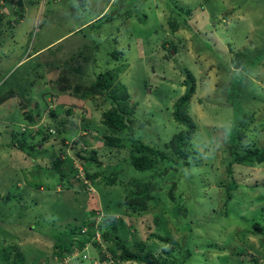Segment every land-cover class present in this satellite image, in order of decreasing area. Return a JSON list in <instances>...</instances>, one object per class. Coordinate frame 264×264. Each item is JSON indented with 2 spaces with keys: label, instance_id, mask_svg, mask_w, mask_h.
Segmentation results:
<instances>
[{
  "label": "rangeland",
  "instance_id": "rangeland-1",
  "mask_svg": "<svg viewBox=\"0 0 264 264\" xmlns=\"http://www.w3.org/2000/svg\"><path fill=\"white\" fill-rule=\"evenodd\" d=\"M46 1L43 17L24 33L26 44L24 35L12 42V25L1 24L0 59L1 54L8 56L2 66L13 73L18 69L13 67L15 55L22 52L21 57L66 36L45 55L18 69L22 73L29 63L28 77H43L33 79L34 86L44 83L50 89L17 91V108L12 105L10 111L0 113V264H17V254L25 264H106L96 263L100 247L92 244V238L98 240L99 235L100 242H105L101 233L104 221L110 219L116 221L117 233L131 250L141 255L150 250L161 264H178L187 247L193 255L184 264H254L253 252L260 253L263 261L258 262L264 264V230L253 228L255 222L264 227V162L234 164L235 178L243 176L246 183L227 187L232 159L227 132L235 121L236 105L240 112L253 115V120L248 123L250 119L243 116L248 129L235 149L244 150L250 142L264 147V0H115L107 16L80 29L74 28L98 13L106 0ZM120 1L124 4L115 11ZM114 12L117 16L112 17ZM27 24L21 23V29ZM164 41L170 43L164 46ZM61 50L66 53L62 58L69 57L71 63L60 70L52 61ZM116 51L118 57L113 55ZM236 51L256 57L247 63L250 69L236 67L244 60L234 55ZM95 53L96 66L116 69L118 81L126 87L125 95H112L126 96L122 105L131 110L130 127L105 125L104 113L112 109V103L101 92L94 89L98 93L82 97L96 78L90 55ZM77 64L82 65L81 72L74 70ZM184 68L195 81L184 109L196 124L191 146L197 158L188 167L167 161L174 155L171 139L184 129L172 116L174 103L187 87ZM59 77L64 79L63 88L66 82L80 87L74 92L78 99L72 96L69 103L71 92L64 89L52 95L51 90L60 87ZM20 78L27 80L22 74ZM29 100L37 103L34 109L24 105ZM62 102L75 105L70 108L75 112L61 133L43 140L54 128L46 123L50 109L59 108L58 118L68 117L64 110L69 106L61 108ZM30 110L37 112L42 125L35 124L33 130L39 129L38 133L24 141L34 148L28 154L14 142L9 145V139L22 130L23 113ZM8 115V121L17 120L16 126H5ZM106 135L117 138V145L103 144ZM138 141L167 158L161 161L156 155L152 168L134 169L131 152ZM90 147L96 150L94 160L83 163L76 153ZM56 155L63 160L60 168L53 164ZM86 174L90 179L83 186ZM148 180L155 184L156 203L134 213L124 199L129 196L133 203L139 202L138 182ZM69 242L74 249L67 253L62 245ZM139 243H144L142 250ZM256 245L260 248L255 250ZM80 251L87 254L85 258ZM113 264L146 263L114 259Z\"/></svg>",
  "mask_w": 264,
  "mask_h": 264
},
{
  "label": "trees",
  "instance_id": "trees-1",
  "mask_svg": "<svg viewBox=\"0 0 264 264\" xmlns=\"http://www.w3.org/2000/svg\"><path fill=\"white\" fill-rule=\"evenodd\" d=\"M123 4H124L123 1H120L118 4H116L115 9H117V10H115V11H118L119 7L122 6ZM2 5H3V2H0V30H1L2 20H3L2 8H1ZM131 5L137 6L136 4H130V6ZM137 10H139V9H137ZM186 11L188 12V10H186ZM126 13L128 16H131V14H130L131 12H130L129 8L126 9ZM103 15L107 16L106 13ZM114 16H117V15H114ZM175 28H176V26H174V24H173V26H172L173 32L175 31ZM163 43H164V46H166L165 44L170 43V42L164 41ZM163 43H162V45H163ZM69 49H71V46ZM83 49H84V46H83ZM63 51L64 50H61V54L56 56L57 58L54 57V60L52 61L53 63L57 64L56 67L59 68L60 70H61V65H69V63H71L69 57L68 58H65V57L62 58V55H66L65 52L63 54ZM117 54L119 55L120 52L116 51L113 53V55L115 57L117 56ZM90 55H92V64L91 65H92V69H93V72L95 73L94 75L96 76V78H95V81L91 84L92 89L85 90L82 97L84 99H87V98L92 97L93 94L101 92L102 95L106 99H110L111 103H112V109L109 111H106L104 113L106 116L105 120H104L105 125L112 127V128H115V129H124L126 127H130L131 126V124H130L131 120L129 117V113H131V110L129 111V108H126L122 105V102L124 100H126V96L116 97V96L112 95L114 92L115 93L120 92L119 94L125 95V93H126L125 85L118 81V74H117L116 69L115 70H109V69L102 70L100 66L99 67L96 66V63L98 62L96 53L90 54ZM234 55L238 58H244V60L242 59L240 64H239V62L236 64V65H239L236 67H239V68L245 69V70L250 69V67L247 65V63H251L253 60L256 59V57L254 55L250 54V56H247V54L243 51H236ZM71 59H73V58H71ZM61 62H62V64H61ZM233 63H235V62H233ZM81 66H82L81 64H79V65L77 64L74 67V70L79 69V71H80ZM241 69H239V71H241ZM48 71H50V70H48ZM183 73L186 76L185 83H186L187 87H186L185 93H183L178 98V100L174 103L172 116L177 122H179L180 124H182L184 126V129L181 132L177 133L171 139V145L173 146L172 147V154H174L173 157L167 158L165 153L157 152L154 148L143 144L141 141H138V145L135 146V148H134L135 151L131 152L130 163L134 167V169H137L139 171H144V170L152 168L154 163L157 161V160H155L156 155L161 158V161H163L164 159L167 158L168 159L167 161L172 162V164H170V165L176 164V165L181 166V167H183V166L188 167L190 160H196L197 156L194 155V153H193L194 151H192L193 148L191 146V139L195 133L196 124L191 119V116L188 113H186V111L184 112L185 107L188 105L189 100L191 99V96L193 95V93L195 91V81H194V75L192 74V72L190 70L184 68ZM64 78L69 79L67 77H64ZM62 80H64V79H62L61 77L58 78L57 82L59 83L60 87L58 89L51 90L52 95L55 96L56 93H58V94L61 93V89H64L66 91H69V93L71 92L70 96H69L70 97L69 103H71L73 101L72 96H75L76 99H78L79 96H76L74 94V92H79L80 87L78 85L72 86V84H71L72 82L71 83L66 82L67 86H65L63 88V87H61V81ZM114 81L117 83L116 87H114ZM70 86L73 87V89H70L71 88ZM3 87L4 86L0 87V104L2 102H4L7 98L11 97V95H12V91L10 89L6 90V89H3ZM94 89L98 92L93 91ZM71 90H73V91H71ZM232 90L234 92L235 89L232 88ZM50 96H51V93H50ZM29 101H30L29 103L25 102L24 105L30 107L29 109H34L33 107H36L37 103H35L31 100H29ZM65 104L68 105L66 102H64V103L62 102V104H60L61 108H63ZM79 105H81V104H79ZM68 106L69 107H66L64 110V113H66L68 115L67 118H58L57 112H59V110H58L59 108L58 109L55 108V109H57L55 112H53V110H55L54 108H53V110L50 109L48 111V116L50 114L51 118H50V120L48 119V121L46 123H48L50 126H53L54 128L52 127L53 128L52 130L49 129V131L42 136L43 140H47L49 137L53 136L56 132L57 133L62 132L63 124L66 121H70L69 116L71 115L72 112H75L74 110L73 111L70 110V108L74 107L75 105H68ZM235 111H236L235 112V121L234 122L232 121V127L228 128V132H227L228 139L231 143L230 155L232 157V159L228 162V167H227L228 174L231 178L230 182L227 183V187H229V188H231V187L235 188L240 183H246L243 176H239L238 178H235L236 174H235V172H233L234 164L235 165L236 164H244L246 166H251V165H254L255 163L264 162V147L257 146L253 142H250V143H252L251 146L249 145L250 143L248 145H246V148L244 150L240 151V150L235 149L236 144L239 143L240 139L246 135L247 129H248L247 124L242 120L243 116H247L250 119L248 121V123H250V121L253 120V115H251V114L248 115V113L244 112V111H243V113L240 112L239 106H237V105L235 107ZM56 115H57L58 121L55 120ZM61 117H63V116H61ZM12 124L13 123H11L8 126H12ZM35 124H37L38 127H40L42 125V121H41L40 117L37 116V112H34V110L24 111L23 119H22L21 124H20L21 126H24V127L19 132L16 131L13 134H11V137H10L11 139H9L10 140L9 145H13V142H14L16 148H18L22 152L29 154L34 148H33V146H29V144H26L24 141L27 140V137L33 138V137H35L36 133H38L39 129L33 130V126H35ZM138 130L139 129H137V132L139 133ZM6 131H9V129H6ZM61 140H62V142L64 141L63 138ZM103 144H106L109 146L117 145V138H115L113 136L106 135L105 139L103 141ZM134 152H136L137 154H135ZM86 153H88V155ZM94 154H96V150L93 149L92 147L88 148V150L80 149L76 153V155L80 159H82L83 163L90 162L91 160H94ZM62 163H63L62 158L58 157L56 155L55 159L53 160L54 167L60 168ZM83 179H84L83 186H87V183L85 182V180L90 179V175L86 174ZM138 184H139L138 185L139 190L137 191V193H138L137 195L140 196L139 202L133 203L129 196H126V198L124 199V203H126L127 207L134 213H140V212L147 210L151 204L155 205L154 203H156L155 200L157 199V194L155 191V184L151 180L142 181V183L138 182ZM81 186H82V184H81ZM228 195H230V194H228ZM92 212H94V210ZM104 223H105L104 224L105 228L101 233V240H104L105 242L101 241V243L104 244L105 248H107V250L109 252H111L114 259L119 260V261L133 260V261H138V262H144L146 264H161L159 258L156 257L150 250L146 251V253H144V255H141L139 252L131 250L130 247L127 245L126 241L124 239H122L119 236V234L117 233L116 221L114 219L104 221ZM185 224L188 225L189 222H187ZM253 226H254L253 227L254 231L259 230V232H262V230H264V227L260 228V224L257 222L253 223ZM78 232H79V230H78ZM89 233H90V231H89ZM92 244L96 247H100L99 246L100 244L96 241V239L93 240V238H92ZM111 244L115 245V247H112ZM85 245L86 244H84V246ZM143 245H144V243L138 244L139 250H142L144 248ZM79 246H81V244H79ZM62 249L64 251H66L67 253L70 252L71 250H73L74 247H73L72 242H69L66 245H62ZM239 249H240V247L238 248V251H239ZM117 250H118V252H117ZM184 250L185 251H184V253H182V255H181L182 257L180 258L178 264H184L188 260V258L193 255V253L189 247L185 248ZM80 254H81V257L83 258L82 255L86 254V253L83 251H80ZM17 255H18V260H19V262H17V264H25L22 261V258L19 256V254H17ZM237 255H240L239 252ZM251 256H252V259L250 261H253L254 264H258L257 262L260 258L258 256V254L251 255ZM99 257H100V260L104 259V255L101 253V251H99Z\"/></svg>",
  "mask_w": 264,
  "mask_h": 264
},
{
  "label": "crops",
  "instance_id": "crops-1",
  "mask_svg": "<svg viewBox=\"0 0 264 264\" xmlns=\"http://www.w3.org/2000/svg\"><path fill=\"white\" fill-rule=\"evenodd\" d=\"M80 1H82V0H80ZM114 1L115 0H106V3L100 6L98 13L95 12L91 17H89L85 21L77 24L74 29H80L82 27L90 26L91 22H95V21L99 20L101 17H104L105 15H103V14L106 13V15H107V11H109V9H110V7H108V6H110V3L112 4ZM46 3H47L46 0H12V2H10L9 0H4L3 5L1 7L2 8V14H3L2 23L4 22L3 24H5V25H7V24L12 25L11 29L14 31V33L12 32L13 38H14V40L12 42H15V38L17 39L18 36H20V38L22 39L23 35H24V41H23L24 44H26L28 42L25 34H28L31 26L33 24H35V22H39V20L43 17ZM83 10H85V7L82 8V11ZM114 15H116V14L114 13L112 15V17H114ZM25 22L28 23L27 24L28 27L21 29V27H22L21 23L24 24ZM70 32H72V31H70ZM69 33H67V34H69ZM76 33H78V32H75L72 35H75ZM65 36H66V34L62 35V36L60 35L54 40H51L45 44L39 45L32 52H29L28 54L23 55L21 57H19V56L22 52L19 55H15V58H17L16 59L17 61H16V63L13 64V67L16 66L19 69V67L24 65L26 61L29 62L35 58H39V57L45 55V53L47 51H49V49L56 46L57 44H60ZM11 50H12V48L8 47V51H11ZM1 55L3 57H2V59H0V87L4 86L3 89H6V90L10 89L12 91V95H11V97L7 98L4 102H2L0 104V113L2 110H5L4 113H7L8 111H10V107L12 105L14 107H16V104H17L16 101H18L17 91H22L23 94H26V92L28 90H29V92H33V90L44 91V90L50 89L48 86L46 87L44 83H43L44 86L39 87V88H36L34 86L33 79L36 80V82H37V81H42L43 77H39V75H33V77H28V76H30V74L27 72V70L31 66V65H29V63L27 65L26 70L23 71L22 73H19L17 68H16V71L14 73L11 72L10 70H6L7 67L2 66V62H3V59L5 60L8 56H5L3 54H1ZM32 64L36 65L37 62H34ZM21 74L24 75V78H27V80L26 79L22 80V78H20ZM46 74L47 75L50 74V71H47ZM27 84H28V88L25 87ZM37 86H41V83H37ZM23 87H25V88H23ZM24 100H26V99H24ZM4 105H5V107H3ZM1 114L3 115V113H1ZM9 118H10L9 115L5 116V120H6L5 126H8L11 123H13L15 125L17 124V120L16 121H8Z\"/></svg>",
  "mask_w": 264,
  "mask_h": 264
},
{
  "label": "built area",
  "instance_id": "built-area-1",
  "mask_svg": "<svg viewBox=\"0 0 264 264\" xmlns=\"http://www.w3.org/2000/svg\"><path fill=\"white\" fill-rule=\"evenodd\" d=\"M3 0H0V2H2ZM98 240H96L100 245V251L101 253L104 255V259L103 260H100V258H96V263L97 262H100V261H104V263L106 264H113L114 262V258L112 256V254L103 246V244L100 242V238H99V235L96 236ZM96 239V238H95ZM86 249V247L84 248ZM73 255V254H71ZM87 254H83V258L86 257ZM100 260V261H99Z\"/></svg>",
  "mask_w": 264,
  "mask_h": 264
},
{
  "label": "clouds",
  "instance_id": "clouds-1",
  "mask_svg": "<svg viewBox=\"0 0 264 264\" xmlns=\"http://www.w3.org/2000/svg\"><path fill=\"white\" fill-rule=\"evenodd\" d=\"M2 2H3V1H2ZM26 101L28 102V100H26ZM259 248H260V245H256L255 250H256V249H259ZM256 254H258L259 257L261 256L260 253H255V252H253L252 255H256ZM258 261L262 262L263 259L260 257ZM253 263H254V262H253ZM257 263L259 264V262H257Z\"/></svg>",
  "mask_w": 264,
  "mask_h": 264
}]
</instances>
